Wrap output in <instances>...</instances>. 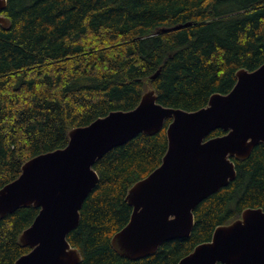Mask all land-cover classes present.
I'll use <instances>...</instances> for the list:
<instances>
[{
  "label": "trees",
  "instance_id": "obj_1",
  "mask_svg": "<svg viewBox=\"0 0 264 264\" xmlns=\"http://www.w3.org/2000/svg\"><path fill=\"white\" fill-rule=\"evenodd\" d=\"M3 13L11 26L0 25V188L30 158L65 147L73 127L136 107L148 86L164 106L192 111L231 91L239 69L264 63V0H8ZM170 121L96 161L99 181L68 236L83 255L79 264H177L217 226L264 208L261 142L234 159L237 177L196 207L190 237L137 260L118 254L111 238L130 219L127 192L161 164ZM38 212L24 206L0 219V264L30 251L19 236Z\"/></svg>",
  "mask_w": 264,
  "mask_h": 264
},
{
  "label": "water",
  "instance_id": "obj_2",
  "mask_svg": "<svg viewBox=\"0 0 264 264\" xmlns=\"http://www.w3.org/2000/svg\"><path fill=\"white\" fill-rule=\"evenodd\" d=\"M7 3L0 0L5 29L11 26L3 13ZM188 25L162 27L155 34ZM236 78L231 91L213 93L207 105L192 111L164 106L148 86L136 107L73 127L65 147L27 160L21 174L0 188V219L20 207L39 209L19 236L31 249L15 264L81 263L83 255L68 236L99 181L96 161L140 133H158L168 119L167 151L157 168L129 188L126 201L133 210L111 245L121 256L137 260L155 254L166 241L190 237L199 203L237 177L234 159H247L264 143V63L251 71L239 69ZM216 129L226 133L209 137ZM177 264H264V208H246L232 222L217 226L211 240Z\"/></svg>",
  "mask_w": 264,
  "mask_h": 264
}]
</instances>
